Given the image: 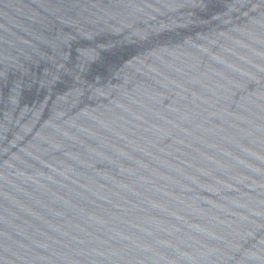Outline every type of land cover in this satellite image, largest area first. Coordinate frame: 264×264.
<instances>
[{"label": "water", "instance_id": "water-1", "mask_svg": "<svg viewBox=\"0 0 264 264\" xmlns=\"http://www.w3.org/2000/svg\"><path fill=\"white\" fill-rule=\"evenodd\" d=\"M0 264H264V0H0Z\"/></svg>", "mask_w": 264, "mask_h": 264}]
</instances>
